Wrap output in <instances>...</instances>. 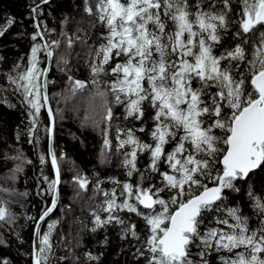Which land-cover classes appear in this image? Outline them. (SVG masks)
Here are the masks:
<instances>
[{
	"label": "snow or ice",
	"instance_id": "obj_1",
	"mask_svg": "<svg viewBox=\"0 0 264 264\" xmlns=\"http://www.w3.org/2000/svg\"><path fill=\"white\" fill-rule=\"evenodd\" d=\"M216 2L210 0L207 8L203 0L194 5L189 0H97L95 5L97 18L107 32L90 65L91 97L101 100L105 121L113 115L107 99L110 93L111 104L123 106L125 119L141 120L143 105L150 104L154 123L148 130L151 143L140 140L131 128L124 139L118 136L117 147L130 148L124 153L126 175L132 177L139 171V177L135 184H122L119 201L116 188L109 196L100 188V181L96 182L94 187L104 196L99 208L107 216L102 219L94 211L90 231L115 221L122 227L121 239L130 234L140 240L143 251L137 248L136 254L145 258V264H209L208 254L221 250L231 253L220 257L221 264H264V196L248 186L246 195L253 213L259 214L258 227L250 228V217L226 203V192H240V183L264 170V0H220L218 9ZM38 9L33 4L31 11L34 14ZM85 11L91 13L92 8ZM13 23V18L6 19L0 35ZM230 25H238L232 36L239 42L214 54L221 31L227 32ZM257 33L258 39L252 41L248 52L244 46L248 36ZM37 38L44 39L39 28L32 34L26 67L21 70L20 64L14 65L16 75L9 74L7 79L26 107L30 143L34 140L39 144L34 132L41 109L48 110L47 157L54 178L44 176L52 203L35 221L39 225L56 205L60 166L51 147L53 113L45 90L49 69L40 66V53L51 59L53 50ZM58 43L52 41L53 45ZM114 58V66L109 65ZM102 74L114 79L101 80ZM101 83L106 90L100 89ZM83 88V81L72 82L73 94ZM137 131L145 132L144 125ZM108 144L105 129L104 146ZM169 144L170 149L166 147ZM145 152L149 162L140 171L137 156ZM14 159L30 163L22 153ZM39 159L43 165L45 156L41 154ZM161 163L166 166L163 171ZM21 170L17 165L13 171ZM148 173L161 179L144 186ZM73 179L81 189L88 184L83 176ZM114 182L120 187L119 181ZM164 193L168 194L166 199ZM116 210L142 217L146 225L143 239L133 223L114 214ZM213 211L223 213L212 219L224 228L205 225L206 214ZM13 219L14 214L0 204V220L12 223ZM55 225L56 221H49L42 234L39 227L34 229L38 244L31 252L32 264H50ZM4 243L0 239V244ZM194 246L198 249L195 254ZM84 255L86 261L99 259L91 252ZM0 264L8 262L5 259Z\"/></svg>",
	"mask_w": 264,
	"mask_h": 264
},
{
	"label": "trees",
	"instance_id": "obj_2",
	"mask_svg": "<svg viewBox=\"0 0 264 264\" xmlns=\"http://www.w3.org/2000/svg\"><path fill=\"white\" fill-rule=\"evenodd\" d=\"M96 3L97 0H47L44 4L40 0H0V27L4 26L6 19H14V23L0 35V204L14 214L12 223L0 220V239L5 241L0 244V262L6 259L8 264H32L35 221L52 203V195L44 182V176L49 180L54 178L47 157L49 141L45 129L49 125L48 114L41 109L38 130L34 132L39 137V144L34 140L30 143L26 132L29 126L26 107L22 106V97L14 92L15 86L7 79L9 74L16 75L14 65L20 64L21 70L26 67L33 43L32 34L39 28L44 39L37 38V42H47L53 50L46 86L53 113V150L60 166L56 207L39 226L42 234L49 221H56L51 237L54 248L50 264H145V258L136 254L137 248L143 251L140 240L130 234L121 239L122 227L115 221L90 231L94 226V211L102 219L107 216L99 208L104 196L94 187L96 182L100 181V188L109 196L111 190L116 188L119 201L122 184L125 181L135 184L139 177V171L133 173L132 177L126 175L124 153L130 148L127 145L118 148V136L124 139L126 130L131 128L136 137L151 143L148 130L154 123L150 119L153 109L148 103L143 105L145 114L141 120L125 119L123 106L111 104L109 93L107 99L113 115L109 121H105L101 100L90 99L94 90L91 61L107 32L97 18ZM189 3L194 5L196 0H189ZM209 3L210 0H203V7L207 8ZM33 4L39 6L34 14L31 11ZM221 6L220 0H217L216 8ZM86 7H91L92 12H86ZM236 7L233 3L234 10ZM230 17L234 18L232 14ZM237 28L238 25H230L227 32L221 31V42L213 48L214 54L218 55L225 46L234 47L239 42L232 36ZM254 39H258V33L255 37L249 34L248 43L244 45L248 52H251ZM53 40L59 43L53 45ZM45 64L46 56L41 52L40 66L44 67ZM114 64L115 58L109 62L111 66ZM75 79L83 81L84 88L73 94L72 82ZM100 79L111 81L114 77L102 74ZM100 89L106 90V86L101 83ZM83 95H87L89 100H85ZM141 124L145 132L137 131ZM105 129L109 140L107 147L104 146ZM166 147L170 149L172 145ZM18 153H22L24 160L30 163L14 159ZM61 153L64 154L63 159H60ZM41 154L45 156L43 165L39 159ZM148 162L146 152L138 153L137 168L140 171H144ZM17 165L22 168L20 172L13 171ZM165 167L163 163L160 164L161 171ZM76 176L88 180L85 188L79 187L73 179ZM159 179L148 173L144 186L156 184ZM114 181H119L120 187ZM249 185L264 196V170L255 171L247 183H240V192H226V203L239 207L244 215L250 217L249 226L252 228L259 226V214H254L250 207L246 195ZM162 195L166 199L168 194ZM114 214L133 223L143 239L146 225L142 217L127 210H116ZM217 215L223 213L213 211L206 214L205 225L224 228L225 225H216L212 219ZM192 251L195 254L198 249L194 246ZM86 252L99 259L86 261ZM230 255L223 250L212 251L208 254L209 264H221L220 257Z\"/></svg>",
	"mask_w": 264,
	"mask_h": 264
},
{
	"label": "water",
	"instance_id": "obj_3",
	"mask_svg": "<svg viewBox=\"0 0 264 264\" xmlns=\"http://www.w3.org/2000/svg\"><path fill=\"white\" fill-rule=\"evenodd\" d=\"M43 43H44V42H43ZM51 63H52V58L49 59V58L46 57V64H45L44 67H48V69L50 70ZM48 74H49V72L46 74V77H48ZM45 90H46V92H47V86H46ZM49 107H50V105H49ZM45 111H46V113L48 114V110L45 109ZM52 125H53V121H52ZM52 145H53V134H52V143H51V147H52ZM52 150H53V147H52ZM53 153H54V152H53ZM57 187H58V185L56 186V200H57ZM50 206H51V205H50ZM55 207H56V205H55ZM55 207H53L52 211L54 210ZM52 211H51V212H52ZM51 212H50V213H51ZM50 213H48V215H49ZM48 215H47V216H48ZM47 216L45 217V219L47 218ZM43 221H44V220H43ZM41 223H42V221H40L39 225L35 224V228H34V229H36L37 227H39ZM37 244H38L37 237L33 234L32 250H33L34 247L37 246Z\"/></svg>",
	"mask_w": 264,
	"mask_h": 264
},
{
	"label": "rangeland",
	"instance_id": "obj_4",
	"mask_svg": "<svg viewBox=\"0 0 264 264\" xmlns=\"http://www.w3.org/2000/svg\"><path fill=\"white\" fill-rule=\"evenodd\" d=\"M77 80H79V79H75V81H77ZM79 81H81V80H79ZM83 96H84L85 100H89V97L87 95H83ZM90 99H92V97Z\"/></svg>",
	"mask_w": 264,
	"mask_h": 264
},
{
	"label": "bare ground",
	"instance_id": "obj_5",
	"mask_svg": "<svg viewBox=\"0 0 264 264\" xmlns=\"http://www.w3.org/2000/svg\"><path fill=\"white\" fill-rule=\"evenodd\" d=\"M47 95H48V92H47ZM51 109V108H50ZM45 110V109H44ZM52 127H53V125H52ZM52 147H53V145H52ZM53 152H54V150H53ZM55 155V154H54ZM51 162V161H50Z\"/></svg>",
	"mask_w": 264,
	"mask_h": 264
}]
</instances>
